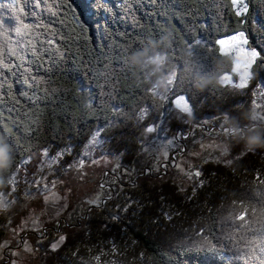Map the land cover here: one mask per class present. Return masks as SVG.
Segmentation results:
<instances>
[{
	"label": "trees",
	"instance_id": "obj_1",
	"mask_svg": "<svg viewBox=\"0 0 264 264\" xmlns=\"http://www.w3.org/2000/svg\"><path fill=\"white\" fill-rule=\"evenodd\" d=\"M23 1L17 0V11ZM49 1L52 5L57 1L55 15L47 8L41 13L37 9V17L29 16L25 21L44 25L34 28L26 37L34 41L28 48L35 47L36 54L27 48L22 53L23 61L16 56L6 60L20 66L15 69V75L6 73L7 81L0 87V119L6 120L11 115L15 120V125L10 123V126L15 133L13 139L20 137L23 159L31 157L36 163V155L39 160L43 149L48 148L54 154L67 150L65 157L71 162L98 129L100 139H106L109 153L116 157L121 156V150L127 153L126 146L134 143L139 146L141 138L136 134L140 131L129 126L130 116L134 117L136 126L146 127L156 124L160 107L158 100H143V89L137 81L138 68L154 55L164 54L169 33L174 37V51L170 53L174 57L173 64L187 55L185 49L189 43L195 47L200 39L206 42L195 50L194 59L201 65L200 84L196 86L200 93L194 97L190 118L197 123L205 117L213 118V126L205 128L215 127L216 131L221 129L226 115L229 123L225 127L235 125L236 119L250 123L248 114L254 99L251 89L257 81L264 84V60H258L254 66L253 79L244 90L223 85L218 77L211 81L205 74L212 73L217 62L227 66V73L231 71V55H221L215 40L238 31H244L249 44L264 55V30H261L264 0H245L248 12L242 17L235 15L231 0ZM10 2L0 0V19L6 18L0 32L11 15L16 14L2 7ZM153 29L163 30L164 36L155 41L146 40L143 47L128 54L125 65V56L120 50L145 36L151 37ZM39 35L47 37L36 43ZM48 39H53L54 44H47ZM136 53H143L139 63L132 60ZM165 67L163 65V69ZM25 68L29 71L25 72ZM32 76L40 82L29 88L23 81L28 78L31 82ZM252 83L254 88L250 87ZM114 107L123 115L115 113ZM141 107L148 108L147 117L151 120L137 118L135 112ZM163 119L170 121L167 117ZM178 122L182 120L172 116L169 122L172 130L186 127ZM246 141L252 145V151H245ZM258 141H264L262 125L245 131L238 141H233L228 157L233 160L231 165L224 162L228 159L220 163L214 160L201 163L199 168L203 169L204 179L211 180L195 191L191 188L169 194L158 185L152 194H147L148 190L141 186L140 191L136 189L137 193L126 197L129 204L126 202L123 207L119 201L117 203V198H110L98 208L97 214L93 212L88 216L80 235L69 231L62 246L42 264H247L241 259L245 231L236 232L235 226L226 220L233 210L239 213L255 203L249 200V195L264 192V146H259ZM0 143L7 144V141L4 138ZM9 175L7 168L0 169V193L17 195L18 187L15 185L13 191L6 183ZM16 179L17 184L23 181L21 169ZM148 195L154 200L152 206L160 208V200L164 202L162 216L154 209L158 213L157 221L155 216L145 214L153 208L147 205ZM126 206H129L127 211ZM114 211L119 214L115 221L111 218ZM3 221L0 219V226L6 223ZM201 229L217 251L191 247L194 240L203 239L196 235Z\"/></svg>",
	"mask_w": 264,
	"mask_h": 264
},
{
	"label": "rangeland",
	"instance_id": "obj_2",
	"mask_svg": "<svg viewBox=\"0 0 264 264\" xmlns=\"http://www.w3.org/2000/svg\"><path fill=\"white\" fill-rule=\"evenodd\" d=\"M49 3L52 4L50 1ZM24 4L25 1L21 5ZM41 4L43 5V0H41ZM56 4L57 1L53 2V10H55L54 5ZM29 7L36 12L37 9L30 0ZM42 9L44 7L37 11L41 13ZM14 15L12 14L8 19L6 27L14 28L16 26V20L12 19ZM234 34L226 35L215 41L226 39ZM46 37L39 35L36 43L44 41ZM3 40V36H0L2 44ZM199 41L201 44L206 43L203 39ZM32 48H28V50L31 51ZM230 55L234 62L235 54ZM150 60L151 58L141 63L140 67L147 63L148 70L153 76L150 79L158 80L163 74V65L152 64ZM228 74L232 75L234 80L236 79L232 69ZM143 80L144 72L139 70L137 81L143 89V100L145 102L148 99L157 100L146 91L150 85L144 84ZM2 81H4V77H0V82ZM252 86L254 88L255 85L252 83L250 87ZM251 90L256 93L254 99L257 104L264 108V95H261L264 92V84L257 81V85ZM167 101L170 103L168 104ZM167 101L163 102L162 110L171 121L172 116L175 115L168 113V109L173 108V113L176 110L171 104V100ZM257 110L260 111V109ZM160 111L161 108H159L158 114ZM135 113L139 114V112ZM261 114L264 115V112ZM130 119L129 126L132 125L140 131L136 135L141 138V141L145 140L152 144V149L155 150H142L140 141L139 146H135V143L126 146L127 153L123 154V150H121V156L117 155L116 157L109 153L111 151L105 142L106 139H100L101 130L98 129L97 132L92 133L89 140L80 149V154L71 162L65 157V154L68 153L67 150L60 151L63 152V157L56 164H50L49 159L44 154L39 156V160L38 155H36V163H33L31 157L24 159L27 164L20 168L23 181L20 184L16 183L17 195L6 193L11 203L6 211L0 210V219H4L2 223L6 222L1 223L2 227L0 226L3 228V231L0 228V264H42L43 260L62 246L60 244L57 249H52V244L56 243L61 235L65 236L69 231L75 235H80L88 216L93 212L97 214L96 211L100 206H90L87 203L89 200L99 197L102 199V204H106L110 198H117V203L119 201L123 207L124 203L129 204L126 197L131 196L130 193H137L136 189L140 191L141 186L148 190L147 194H152L158 185H162L164 192L169 194L171 192L177 193L179 190L194 189L196 180L187 177L181 178V171L176 165L194 172L201 163L215 161V158L219 156L217 145L227 144L230 151L233 141H238L242 136L236 135L229 138L223 133L222 128L219 131L214 130L215 127L206 130V126H213V118L205 117L197 123L196 120L185 115L182 122L178 123H182L186 127H179L176 130L171 129L170 121L159 117L156 124L162 123L165 131L158 130L160 138H157V133L149 134L145 131L152 124L146 125V127L136 126L134 117L130 116ZM146 120L151 119L147 117ZM93 137H97L98 144H92ZM168 140H172L173 143L166 148L160 147L162 142L167 144ZM122 147L125 149L124 145ZM54 153L49 151L50 156H55ZM165 153L167 154L166 157ZM228 157L229 154L222 160L229 159ZM81 159L84 160L83 166H79ZM36 181L40 182L39 187L41 189L46 183L49 191H37ZM174 184L177 185L178 189L174 187ZM45 196L50 197L47 202ZM151 198L152 196L148 195L147 205L152 206L154 200ZM53 201L58 203L59 207H56ZM163 204L164 202L160 200V208L159 205L152 206L153 208H149L152 211H146L145 214L151 217L155 216L154 220L157 221L156 215L158 213L154 209L157 208L156 210L160 211L162 216L164 214V209H161ZM118 208L119 206L116 210ZM116 212L114 211L113 214ZM35 221L38 222L34 223ZM83 243L88 244V242Z\"/></svg>",
	"mask_w": 264,
	"mask_h": 264
},
{
	"label": "snow or ice",
	"instance_id": "obj_3",
	"mask_svg": "<svg viewBox=\"0 0 264 264\" xmlns=\"http://www.w3.org/2000/svg\"><path fill=\"white\" fill-rule=\"evenodd\" d=\"M31 4L35 6L36 9H40L42 7L47 8L52 15H55V11L53 10V5L49 3V0H43V5L41 4V0H30ZM17 0H11L10 3L3 5L2 7H6L11 9L15 14L16 26L13 27H5L3 32H0V36H3V44H0V77H4V81L0 82V87H2L3 83L7 81L6 73H13L15 75V69L20 65L11 62H5L12 56H16L18 60L23 61L25 57L21 55V53L27 49L30 45H34L33 40H26L31 34V31L34 28L44 27L42 23L31 24L25 22L29 16L36 18L37 12L32 11L29 7V0H25V4L19 8L17 11L16 8ZM231 5L235 10V15L237 17H242L245 13L248 12V4L245 3V0H231ZM86 7H93L92 4H86ZM96 8L99 9L100 5H96ZM106 8V5H105ZM5 19H0V25L5 23ZM51 27V26H49ZM261 30H264V25L261 26ZM151 37L145 36L139 42H133V44H128L123 47L120 51L125 56L124 64L127 65V56L133 50H138L143 47L144 42L148 39L153 41L157 40V37L164 36V31H156L152 30ZM47 44L53 45L54 41L52 39H48L46 41ZM174 37L171 33L168 34V44L164 49V55H157V64L166 65L163 70V74L160 79L153 80L150 79L152 73L148 70V64L145 63L142 67L138 68V70L144 72V84L150 85V87L146 88V91L150 93L154 98H156L160 103L158 107H163V102L169 100L170 97L174 96V99H171V104L174 106L176 110L173 113V108L168 109V113H172L181 120L185 115L192 116L194 111V97H197L200 91L197 90L196 86L200 84V68L201 65L196 62L194 59L195 50L201 46L200 41H196V46L192 43H189L187 49H185L187 55L178 58L177 63L173 64L172 61L174 57L170 55L171 52L174 51L173 48ZM216 45L219 46L221 55L235 54V59L232 64V73L235 74L236 79H233L232 75H229L225 69L226 65L221 64L220 66L215 65L214 70L210 74H205L211 81H214L217 77L219 78V82L221 84L230 85L234 90H244L249 87V81L253 79V69L254 66L257 65L258 60H264V55H262L261 51H259L256 47H252L249 44V38L244 31H238L234 35L228 36L226 39H220L216 41ZM44 51H48V49H43ZM211 51V49H209ZM33 55L36 54L35 47L32 48ZM195 69V71L193 70ZM166 70V71H165ZM25 72H28L29 69L25 68ZM224 73L223 75H220ZM29 88H34L40 81L37 80L36 76L31 77V82L28 78H25L23 81ZM183 93V94H180ZM23 95V93H21ZM256 93L253 92V96ZM264 95V92L261 93ZM39 102V101H37ZM257 109H260L258 111ZM114 111L118 114L123 115L119 108L114 107ZM148 108L139 109L138 119L143 120L148 116ZM264 112V108H261L259 104H257L256 100L252 101V109L248 114V120L250 123H242L239 119H236V124L233 126H227L228 124H222L221 128L223 133L231 138L236 135H243L245 131H249L254 127L259 126L261 123H264V115L261 114ZM2 116V113H0ZM159 116L161 118L166 117V113L164 111L159 112ZM224 120L229 121V116H225ZM10 123L15 125V120L11 117V115L5 120L0 119V136L4 137L7 141V156H5L4 152L0 150V164L5 162V159H9V166L7 167V173H10L6 183L13 187V191H15V185L17 183V176L19 173V169L27 164V161L24 160L21 156V144L20 137H16L13 132V127L10 126ZM30 127V131H31ZM165 131V129L161 124H152L146 128V133H157V138L159 137V131ZM16 132H19V127L16 126ZM253 141L256 140V137L252 138ZM231 142V139H230ZM99 141L97 137H93L92 144L96 145ZM172 140H168L167 144L161 143L160 147L166 148L168 145L172 144ZM142 150H155L152 149V144L148 143L145 140L141 141ZM219 150V156L215 158L216 163L222 162V158L228 156L229 148L227 144H219L217 145ZM253 148L251 146L246 147L245 151H252ZM43 154L45 157L49 159L50 164H56L63 157V152H57L55 156L49 155V149L44 148ZM86 155V154H85ZM243 155V153L241 154ZM167 154L165 153V157ZM238 159V158H237ZM207 162V161H206ZM227 165H231L233 160L228 159L224 161ZM84 160L81 159L79 161V166H83ZM177 168L181 171V178H189L195 179L196 185L194 187V191L196 188L204 187L206 183L210 182L211 178L208 181L204 179L203 169L197 168L194 172L190 170H185L180 165H176ZM13 169H15L13 171ZM264 183V181H262ZM40 182L36 181L37 191L48 192V186L45 183L43 189L39 187ZM55 187V184H53ZM50 199L49 196H45V201L47 202ZM250 201H255V203H250L244 211L239 213L233 212L229 215V218L226 220L227 223L234 225L236 232H239L241 229L245 231L244 244L242 248V256L241 259L245 260L247 264H264V192H257L255 195H249ZM11 201H9L8 196L0 193V207H8ZM56 207H59L58 203L53 201ZM87 203L93 207L102 206V199L97 197L96 199L89 200ZM130 206V205H129ZM125 207V211H127L128 207ZM250 209V211H249ZM112 220H118L119 214H115L112 217ZM170 219V217H169ZM239 222L238 224L236 222ZM38 221H35L36 223ZM204 229H201L199 233L196 235L203 236ZM228 238H232V235L229 234ZM66 240V237L61 235L59 240L52 244V249H57L60 244H62ZM191 247L204 249L207 248L209 251H217L216 245L212 243L207 236H203V239L194 240L192 242ZM113 251L115 252V245L113 246ZM99 260V257L96 258Z\"/></svg>",
	"mask_w": 264,
	"mask_h": 264
},
{
	"label": "clouds",
	"instance_id": "obj_4",
	"mask_svg": "<svg viewBox=\"0 0 264 264\" xmlns=\"http://www.w3.org/2000/svg\"><path fill=\"white\" fill-rule=\"evenodd\" d=\"M143 55V53H136V54H134L133 56H132V60H133V62L134 63H139V61H140V57ZM157 55H159V56H163L164 54L163 53H158V54H156V55H154L152 58H151V60H150V63H152V64H157ZM221 64H223L222 62H217L216 63V65L217 66H220ZM224 123L225 124H228L229 123V121H227V120H224ZM262 126H264V123H262ZM231 127V126H230ZM4 139V137H2V136H0V141H2ZM257 144L259 145V146H264V141H258L257 142ZM246 147H248V146H251L252 147V145L250 144V143H248L247 141H246V145H245ZM0 150H2L3 152H4V154H5V156H7V144L6 143H0ZM9 159H5V162L4 163H2V164H0V169H6L8 166H9ZM0 185H2V183H0ZM8 209V207H0V210H4V211H6Z\"/></svg>",
	"mask_w": 264,
	"mask_h": 264
}]
</instances>
